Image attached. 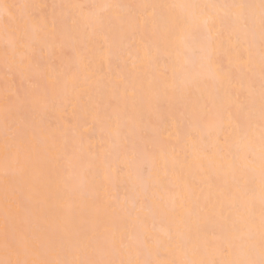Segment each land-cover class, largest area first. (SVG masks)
<instances>
[{"label": "snow or ice", "instance_id": "obj_1", "mask_svg": "<svg viewBox=\"0 0 264 264\" xmlns=\"http://www.w3.org/2000/svg\"><path fill=\"white\" fill-rule=\"evenodd\" d=\"M0 264H264V0H0Z\"/></svg>", "mask_w": 264, "mask_h": 264}]
</instances>
